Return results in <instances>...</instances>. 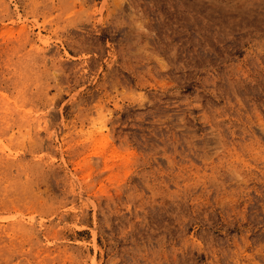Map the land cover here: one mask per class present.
<instances>
[{
    "label": "rangeland",
    "instance_id": "374dc122",
    "mask_svg": "<svg viewBox=\"0 0 264 264\" xmlns=\"http://www.w3.org/2000/svg\"><path fill=\"white\" fill-rule=\"evenodd\" d=\"M0 264H264V0H0Z\"/></svg>",
    "mask_w": 264,
    "mask_h": 264
}]
</instances>
